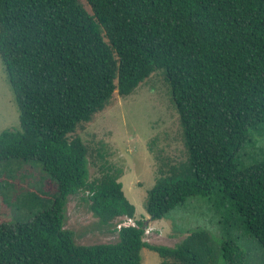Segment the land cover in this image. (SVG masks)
Listing matches in <instances>:
<instances>
[{
  "label": "trees",
  "instance_id": "16d2710c",
  "mask_svg": "<svg viewBox=\"0 0 264 264\" xmlns=\"http://www.w3.org/2000/svg\"><path fill=\"white\" fill-rule=\"evenodd\" d=\"M83 1L0 0V61L19 121L0 131V162L38 163L54 187L27 191L24 212L0 222V264H141L143 247L160 264H213L203 228L167 246L143 240V219L117 227V216L134 217L133 204L117 174L89 179L86 145L71 136L113 92L125 96L155 70L168 83L186 157L160 167L146 193L149 220L204 195L221 211L222 260L242 264L230 227L264 247V158L235 160L247 131L264 124V0ZM79 191L116 240L75 243L64 207Z\"/></svg>",
  "mask_w": 264,
  "mask_h": 264
},
{
  "label": "rangeland",
  "instance_id": "374dc122",
  "mask_svg": "<svg viewBox=\"0 0 264 264\" xmlns=\"http://www.w3.org/2000/svg\"><path fill=\"white\" fill-rule=\"evenodd\" d=\"M83 1V0H82ZM88 9L87 5L84 3ZM0 61V131L18 129V110ZM81 138L87 148L88 177L104 170L118 175L127 200L135 208L132 220L143 219V240L151 244L173 246L189 231L203 228L209 235L213 264H228L221 258L220 212L211 200L191 194L163 218L149 220L145 210L146 193L160 175V167L183 160L186 147L177 109L162 70L153 71L125 96L113 92L106 106L90 121L79 125L71 135ZM264 158V124L249 129L235 152L239 165L247 166ZM52 181L40 164L10 160L0 162V222H8L24 212L27 191L53 190ZM7 196L8 201L3 200ZM86 191L69 195L64 207L63 227L73 231L77 244L116 240V231L98 222L88 208ZM124 219L117 216L113 222ZM242 252V264H264V247L238 227L228 229V236ZM141 264H160L158 254L148 248L139 251Z\"/></svg>",
  "mask_w": 264,
  "mask_h": 264
},
{
  "label": "built area",
  "instance_id": "2783aa9c",
  "mask_svg": "<svg viewBox=\"0 0 264 264\" xmlns=\"http://www.w3.org/2000/svg\"><path fill=\"white\" fill-rule=\"evenodd\" d=\"M121 225H126V226H135V221L132 220L131 217H127V215H124V219L119 220L116 222V226L119 227Z\"/></svg>",
  "mask_w": 264,
  "mask_h": 264
},
{
  "label": "crops",
  "instance_id": "0c3cea01",
  "mask_svg": "<svg viewBox=\"0 0 264 264\" xmlns=\"http://www.w3.org/2000/svg\"><path fill=\"white\" fill-rule=\"evenodd\" d=\"M146 223H149V221H148V222H146Z\"/></svg>",
  "mask_w": 264,
  "mask_h": 264
}]
</instances>
